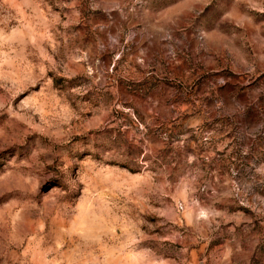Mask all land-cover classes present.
<instances>
[{
  "label": "rangeland",
  "instance_id": "374dc122",
  "mask_svg": "<svg viewBox=\"0 0 264 264\" xmlns=\"http://www.w3.org/2000/svg\"><path fill=\"white\" fill-rule=\"evenodd\" d=\"M0 264H264V0H0Z\"/></svg>",
  "mask_w": 264,
  "mask_h": 264
}]
</instances>
